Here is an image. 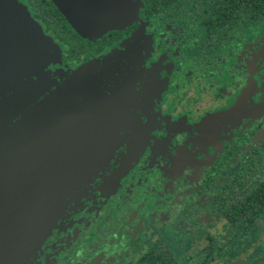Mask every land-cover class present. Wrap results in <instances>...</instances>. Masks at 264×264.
<instances>
[{"label":"flooded vegetation","instance_id":"1","mask_svg":"<svg viewBox=\"0 0 264 264\" xmlns=\"http://www.w3.org/2000/svg\"><path fill=\"white\" fill-rule=\"evenodd\" d=\"M15 1L0 171L40 161L48 219L17 264H264V0H128L95 37L70 11L104 0Z\"/></svg>","mask_w":264,"mask_h":264},{"label":"water","instance_id":"2","mask_svg":"<svg viewBox=\"0 0 264 264\" xmlns=\"http://www.w3.org/2000/svg\"><path fill=\"white\" fill-rule=\"evenodd\" d=\"M16 5L18 4L15 0H0V11L7 13L9 10L12 11ZM98 12L96 19L99 22L103 19L113 21L122 15L121 8L114 5L111 0H104L103 7ZM11 28L16 27L11 24ZM19 28L27 32L36 30L31 23L28 26V22L18 26ZM39 31L41 33L40 28ZM10 45L11 51H18L12 42ZM12 62L15 61L12 60ZM52 138V136L42 138L46 139L45 143H49V148H52L50 141ZM35 160H37L36 156ZM8 168L0 171L2 172L0 177V197H2L0 202V253L3 255L0 264H17L28 249L39 242V234L42 229H45L44 224L48 219L39 215L42 211V203L38 195L42 187L47 185L45 181L47 176L43 174L44 165L40 161H36L33 167H30L28 163L24 165L23 162H19L18 165ZM44 181L45 183L42 184Z\"/></svg>","mask_w":264,"mask_h":264},{"label":"rangeland","instance_id":"3","mask_svg":"<svg viewBox=\"0 0 264 264\" xmlns=\"http://www.w3.org/2000/svg\"><path fill=\"white\" fill-rule=\"evenodd\" d=\"M114 5L116 4L119 8L122 10V15L120 17H117V19L111 21L102 20L99 22L97 19H95L96 22L91 20L90 25H86V13L83 12L80 7L73 9L70 11L74 28L77 29L81 35L92 36L95 37L97 35H101L105 33L108 30L116 29L124 24V19L127 18L132 12L130 5H128V0H111ZM104 25V26H103ZM101 26V27H100ZM86 27V29H83ZM28 45H26L27 52L29 51L30 47V39H27ZM33 52V50L31 51ZM21 55V54H20ZM23 56V55H22ZM22 56H19V58H22Z\"/></svg>","mask_w":264,"mask_h":264}]
</instances>
